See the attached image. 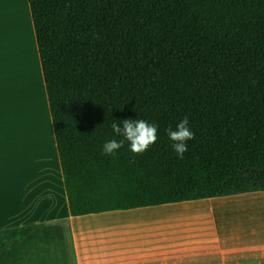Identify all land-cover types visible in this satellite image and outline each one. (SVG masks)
I'll list each match as a JSON object with an SVG mask.
<instances>
[{"label": "trees", "instance_id": "16d2710c", "mask_svg": "<svg viewBox=\"0 0 264 264\" xmlns=\"http://www.w3.org/2000/svg\"><path fill=\"white\" fill-rule=\"evenodd\" d=\"M28 1L73 216L264 191V0ZM185 117L180 159L166 130ZM129 118L157 141L105 154ZM44 230L0 231V264Z\"/></svg>", "mask_w": 264, "mask_h": 264}, {"label": "crops", "instance_id": "0c3cea01", "mask_svg": "<svg viewBox=\"0 0 264 264\" xmlns=\"http://www.w3.org/2000/svg\"><path fill=\"white\" fill-rule=\"evenodd\" d=\"M33 41L44 82L29 1L0 0L11 81L30 77ZM52 125L47 137L26 130L15 164L13 145L0 136V231L45 226L26 264H264V191L73 216ZM21 148L29 164L44 156L48 175L37 172L43 164L22 166Z\"/></svg>", "mask_w": 264, "mask_h": 264}, {"label": "rangeland", "instance_id": "374dc122", "mask_svg": "<svg viewBox=\"0 0 264 264\" xmlns=\"http://www.w3.org/2000/svg\"><path fill=\"white\" fill-rule=\"evenodd\" d=\"M32 59L34 62L31 63L27 71L30 77L27 79L25 76L21 80L17 79L11 81L10 74H8L9 69L6 71L7 66L4 57L1 56L0 53V136H6L7 145H13L14 164L17 162L18 146L21 147V143L25 142L24 138L26 140V130L28 129L29 135L32 133L38 134L41 131V133L43 132L44 136L47 137L48 128H51L52 125L51 115L49 117L50 108L47 101V92L46 95L44 93L46 87L41 78L40 62L39 59H37L35 43L34 58ZM13 86H16L15 88L20 90V98L17 97L15 103L13 101L14 94L12 93ZM34 95L37 97V100L35 104H32ZM49 118L51 121H49ZM7 155L9 157V152ZM25 156L27 155L22 153L21 148L20 159L22 166L30 168L33 166H30V164H43L42 170L36 171L39 172L38 174L45 172L46 175H48L50 166L46 163L44 156L36 158L32 162L30 161V164Z\"/></svg>", "mask_w": 264, "mask_h": 264}, {"label": "clouds", "instance_id": "9594fccd", "mask_svg": "<svg viewBox=\"0 0 264 264\" xmlns=\"http://www.w3.org/2000/svg\"><path fill=\"white\" fill-rule=\"evenodd\" d=\"M111 128L116 135L122 136L123 139L107 141L103 146V152L107 155H114L123 147L125 141L130 143V150L134 154L144 153L150 145L157 141L158 126L144 119H123L120 123L113 122ZM166 131L169 139L174 142L172 147L177 156L183 159L184 153L187 151L186 142L194 138L188 118L185 117L180 121L175 130L170 127Z\"/></svg>", "mask_w": 264, "mask_h": 264}]
</instances>
